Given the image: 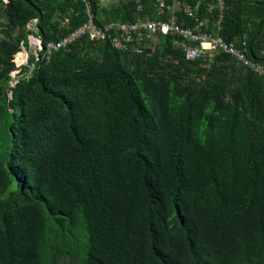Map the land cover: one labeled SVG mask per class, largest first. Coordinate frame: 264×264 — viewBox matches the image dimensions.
<instances>
[{
  "label": "trees",
  "instance_id": "trees-1",
  "mask_svg": "<svg viewBox=\"0 0 264 264\" xmlns=\"http://www.w3.org/2000/svg\"><path fill=\"white\" fill-rule=\"evenodd\" d=\"M89 1L100 23L154 8L144 0L139 14L132 0L101 20ZM0 5V264H42L49 222L79 219L81 264H264L263 77L226 55L210 70L186 63L171 38L150 57L80 39L36 63L9 100L26 24L38 18L43 43L57 41L84 5ZM220 35L257 61L264 0H229Z\"/></svg>",
  "mask_w": 264,
  "mask_h": 264
},
{
  "label": "built area",
  "instance_id": "built-area-1",
  "mask_svg": "<svg viewBox=\"0 0 264 264\" xmlns=\"http://www.w3.org/2000/svg\"><path fill=\"white\" fill-rule=\"evenodd\" d=\"M73 1L84 5L85 20L57 41L43 43L38 18L26 24L25 32L31 45V56L27 51L26 41L23 40L19 51L14 55L15 69L10 72L13 80L22 70V65L35 69L36 63L50 61L54 53L69 50L80 39L108 44L119 52L150 57L156 52L162 38L172 39L174 48L182 52L186 63L200 64L210 70L219 56L226 55L264 78V50L260 52L259 59L253 61L247 56L245 41H228L220 35L229 0H151L154 8L147 15L145 12L149 9V4L144 0H133L137 12L146 15L144 18L133 22L101 23L89 0ZM113 3L114 0H97L96 10L100 11ZM59 23L61 28L69 29L72 24L71 11L59 16ZM19 53L24 54V61L21 63L16 58ZM33 59L34 63H31ZM18 82L12 81V87ZM8 98L12 99V92L8 94Z\"/></svg>",
  "mask_w": 264,
  "mask_h": 264
},
{
  "label": "rangeland",
  "instance_id": "rangeland-1",
  "mask_svg": "<svg viewBox=\"0 0 264 264\" xmlns=\"http://www.w3.org/2000/svg\"><path fill=\"white\" fill-rule=\"evenodd\" d=\"M132 0H114L112 5L101 9L99 11V17L101 20H107L110 14L118 8L121 4ZM64 2V0H62ZM26 34V33H25ZM26 48L31 56V45L26 34ZM20 48V45H19ZM14 59V58H13ZM26 68L25 71L20 69L16 79H10L7 81L6 95H8L15 88L12 87V81H20L28 79L34 72L32 66L29 68L25 67L26 64L22 65ZM11 76V75H10ZM196 77V73L193 74ZM14 83V82H13ZM8 97V96H7ZM6 146V138L4 134V122L0 121V150L3 151ZM85 244V231L81 220L70 223L65 221L63 226L54 222H49L48 229L46 232L45 240L42 248V264H81V258L84 252Z\"/></svg>",
  "mask_w": 264,
  "mask_h": 264
},
{
  "label": "crops",
  "instance_id": "crops-1",
  "mask_svg": "<svg viewBox=\"0 0 264 264\" xmlns=\"http://www.w3.org/2000/svg\"><path fill=\"white\" fill-rule=\"evenodd\" d=\"M0 22H7V15L3 5H0Z\"/></svg>",
  "mask_w": 264,
  "mask_h": 264
},
{
  "label": "bare ground",
  "instance_id": "bare-ground-1",
  "mask_svg": "<svg viewBox=\"0 0 264 264\" xmlns=\"http://www.w3.org/2000/svg\"><path fill=\"white\" fill-rule=\"evenodd\" d=\"M16 58H17V62L21 63L22 61H24V54L19 53Z\"/></svg>",
  "mask_w": 264,
  "mask_h": 264
}]
</instances>
